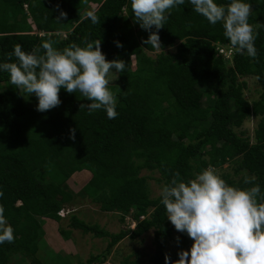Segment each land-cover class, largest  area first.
Instances as JSON below:
<instances>
[{"label":"trees","instance_id":"trees-1","mask_svg":"<svg viewBox=\"0 0 264 264\" xmlns=\"http://www.w3.org/2000/svg\"><path fill=\"white\" fill-rule=\"evenodd\" d=\"M215 2L227 5L230 0ZM245 2L253 9L249 23H264V0ZM89 12L100 22L86 18ZM257 31V58L233 50L229 61L217 50L231 48L222 23L209 24L185 0L159 30L162 50L153 57L158 50L142 43L149 33L135 22L130 0H0V63L17 62L15 56L8 60L16 44L31 52L45 40L62 50L73 42L83 47L85 39H100L108 61L121 59L127 65L110 88L118 100L119 115L113 120L103 110L89 115L80 105L90 101L63 88L61 104L39 112L37 97L17 89L0 71V205L15 237L11 244H0V264H9L14 255L20 262L29 258L30 264H43L40 251L52 239L47 227L54 224L68 241L73 230L110 239L104 253L91 256L87 264L105 263L121 241L153 230L156 248L150 262L165 264L176 230L160 197H151L145 170L157 172L156 181L164 186L175 172L186 182L210 165L217 169L241 157L235 175L255 176L264 193V27ZM173 47L175 52L166 51ZM248 77L256 78L262 91L253 103L244 98L248 84L241 79ZM164 99L166 106L159 109ZM252 117L260 119L254 142L247 132L236 131ZM205 156L203 165L199 158ZM84 173L89 180L78 194L105 213H120L124 223L133 210L135 229L110 233L75 213L69 215V229L63 227L59 213L75 200L68 182ZM223 179L241 189L251 186L244 184V174L239 180ZM182 235L179 244L175 241L178 250L168 254L173 262L193 243Z\"/></svg>","mask_w":264,"mask_h":264},{"label":"clouds","instance_id":"clouds-1","mask_svg":"<svg viewBox=\"0 0 264 264\" xmlns=\"http://www.w3.org/2000/svg\"><path fill=\"white\" fill-rule=\"evenodd\" d=\"M188 2L209 24L222 23L232 51L257 58V29L264 27V23H249L253 10L250 3L245 0H230L227 5L217 4L215 0ZM184 4L185 0H130L135 22L149 33L142 43L162 50L158 32L164 28L171 11ZM60 16L66 17V13L61 12ZM86 18L93 24L100 22L92 12ZM83 43L85 46L81 47L73 42L60 50L53 46V41L45 40L31 52L16 44L8 53V60L15 56L17 62L0 63V71L9 74L10 83L17 89L37 97L39 112L58 107L63 88L69 94L79 92L90 101L80 105L89 115L103 110L109 120L116 119L118 100L109 89L108 77L113 69L115 73L124 72L127 65L121 59L108 61L100 39L93 42L85 39ZM114 43L123 47L118 41ZM232 57L226 59L232 61ZM70 131L74 140L75 130ZM255 181V176L245 173L243 182L250 187L230 186L211 165L186 182L175 172L160 191V203L175 230L186 234L193 243L189 250L179 251L174 262L165 254V264H264V193ZM3 195L0 191V198ZM65 212L66 209L59 213L63 219L76 211L68 210V215ZM4 213L5 208L0 205V244H11L15 239L14 229Z\"/></svg>","mask_w":264,"mask_h":264},{"label":"rangeland","instance_id":"rangeland-1","mask_svg":"<svg viewBox=\"0 0 264 264\" xmlns=\"http://www.w3.org/2000/svg\"><path fill=\"white\" fill-rule=\"evenodd\" d=\"M27 9L28 7L25 6L24 10L26 12L28 11ZM68 30H70V28ZM175 48L176 47L168 48L166 51L175 52ZM159 53L160 51L158 50L156 53L150 55L155 57ZM112 71L113 73H110L108 77L110 80L109 89L118 82V74L115 73L114 69ZM241 81H245L248 84V88L244 90V98L250 103L257 101L262 92L257 79L254 77H248L241 79ZM211 91L212 89L207 91L205 94V106H207V97ZM166 101L167 100L164 99L160 104H158V108L164 109ZM25 102L27 103V97L25 98ZM198 117H200V115H198ZM259 121L260 119L258 117L247 119L244 122L243 127L241 129H237L236 131L247 132V136H249L251 141L254 142V131L257 128ZM199 159L203 165H206L208 156L201 157ZM240 159L241 157L231 158L227 164L216 169L217 173L221 175L222 178L224 175H227L235 180H239L241 176L245 174V172H241L236 175L234 173L235 164ZM142 175L150 177L149 189L151 197H160V191L163 185L156 181L157 178H159V174L157 172L145 170L142 172ZM88 180V173H84L77 174V176H74V178L68 182L70 183L69 191L74 194L76 201L74 200L72 203L67 205V213L65 212L64 215H68V210H74L76 211L75 214L86 223L98 225L110 233H119L122 229H135L136 221L133 219V215L135 214L133 210L125 218L124 223L120 220V213H105L101 211L100 205L92 203L85 195L78 194L82 186L85 185ZM69 217L70 216H67V218L63 219V227L66 229H69ZM142 219L143 218H141V220ZM47 229H49L47 230V235L49 237L54 235L57 239H53L52 237L49 243L47 242L46 246H43L40 251V258L43 264H87V261L91 258V256L103 254L110 242V239L96 238L92 234L83 233L81 230H73L71 238L68 241L63 236L59 235V225L57 226V224H54L51 227H47ZM177 237L182 240V233L176 231L173 234V238L168 243L166 248L168 254H173L178 250L175 243V241H177ZM154 239L153 230L147 232L142 238L137 240L126 238L112 249L111 255L105 263L98 262L95 264H152L150 262V258L154 255L156 248ZM16 257L17 255H14L9 264H30L29 258H25L22 262H20V259Z\"/></svg>","mask_w":264,"mask_h":264},{"label":"built area","instance_id":"built-area-1","mask_svg":"<svg viewBox=\"0 0 264 264\" xmlns=\"http://www.w3.org/2000/svg\"><path fill=\"white\" fill-rule=\"evenodd\" d=\"M217 50L227 59H230L232 57V48L228 49L224 46H218Z\"/></svg>","mask_w":264,"mask_h":264},{"label":"crops","instance_id":"crops-1","mask_svg":"<svg viewBox=\"0 0 264 264\" xmlns=\"http://www.w3.org/2000/svg\"><path fill=\"white\" fill-rule=\"evenodd\" d=\"M52 237H53V239H55V238H56V236H54V235H52Z\"/></svg>","mask_w":264,"mask_h":264}]
</instances>
